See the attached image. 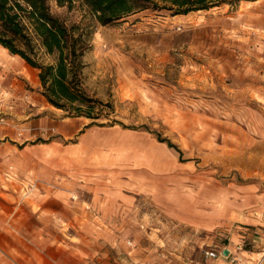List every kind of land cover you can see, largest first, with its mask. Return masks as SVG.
Returning <instances> with one entry per match:
<instances>
[{
    "label": "rangeland",
    "instance_id": "374dc122",
    "mask_svg": "<svg viewBox=\"0 0 264 264\" xmlns=\"http://www.w3.org/2000/svg\"><path fill=\"white\" fill-rule=\"evenodd\" d=\"M49 1L68 22L88 23L84 87L127 126H87L63 110L59 119L84 127L31 153L43 184L59 174L88 212L83 264H264V0L143 10L107 25L78 3ZM1 69L7 92L14 74ZM22 80L42 93L40 80Z\"/></svg>",
    "mask_w": 264,
    "mask_h": 264
},
{
    "label": "crops",
    "instance_id": "0c3cea01",
    "mask_svg": "<svg viewBox=\"0 0 264 264\" xmlns=\"http://www.w3.org/2000/svg\"><path fill=\"white\" fill-rule=\"evenodd\" d=\"M0 67L14 74L9 91L0 92V264H83L92 252L88 212L67 184L58 185L59 174L52 172L44 185L45 177L30 167L42 162L31 153L53 146L47 140L57 135L72 138L85 122L59 119L63 110L25 89L22 78L39 84V70L33 76L36 68L3 46ZM44 127L57 133L45 136Z\"/></svg>",
    "mask_w": 264,
    "mask_h": 264
},
{
    "label": "trees",
    "instance_id": "16d2710c",
    "mask_svg": "<svg viewBox=\"0 0 264 264\" xmlns=\"http://www.w3.org/2000/svg\"><path fill=\"white\" fill-rule=\"evenodd\" d=\"M72 11L74 4L85 7L87 14L103 25L114 24L143 10L188 14L241 2L257 0H55ZM92 34L84 19L68 22L53 12L49 0H0V46L18 54L39 70L42 94L68 116L86 117L91 125L123 123L111 118L114 106L90 95L83 81L85 54L92 48ZM108 122L98 123V120ZM86 126V127H87ZM148 130V126H142ZM138 129L136 126H128ZM160 142L182 153L169 138L155 132Z\"/></svg>",
    "mask_w": 264,
    "mask_h": 264
},
{
    "label": "built area",
    "instance_id": "2783aa9c",
    "mask_svg": "<svg viewBox=\"0 0 264 264\" xmlns=\"http://www.w3.org/2000/svg\"><path fill=\"white\" fill-rule=\"evenodd\" d=\"M207 255L211 257H217V253L215 251H207Z\"/></svg>",
    "mask_w": 264,
    "mask_h": 264
},
{
    "label": "water",
    "instance_id": "95a60500",
    "mask_svg": "<svg viewBox=\"0 0 264 264\" xmlns=\"http://www.w3.org/2000/svg\"><path fill=\"white\" fill-rule=\"evenodd\" d=\"M225 254H228V250H225V252H224Z\"/></svg>",
    "mask_w": 264,
    "mask_h": 264
}]
</instances>
